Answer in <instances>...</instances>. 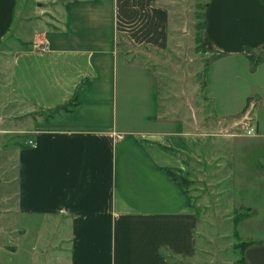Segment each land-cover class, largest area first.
Returning a JSON list of instances; mask_svg holds the SVG:
<instances>
[{
  "label": "crops",
  "instance_id": "1",
  "mask_svg": "<svg viewBox=\"0 0 264 264\" xmlns=\"http://www.w3.org/2000/svg\"><path fill=\"white\" fill-rule=\"evenodd\" d=\"M18 1L0 0V43L19 33L18 50L2 65L20 113L37 114L34 136L17 157L20 230L11 240L18 251L51 254L52 264L199 260L203 122L190 104H179L173 117L164 98L168 78L152 68L166 63L171 48L168 0H39L50 26L27 39ZM203 19L201 47L217 56L203 88L209 126L226 129L228 120L250 119L255 134L243 137L252 138L248 146L264 160V62L252 70L247 57L264 47V1L208 0ZM226 136L208 141L227 148L225 158L235 146ZM246 151L239 155L241 171L230 168L228 175L251 177L231 190L235 205L253 210L235 223L237 235L251 241L241 230L264 223V203L249 199L264 195V169L252 179L244 165L253 155ZM32 217L40 221L33 232ZM261 237L243 250L246 264H264Z\"/></svg>",
  "mask_w": 264,
  "mask_h": 264
},
{
  "label": "rangeland",
  "instance_id": "2",
  "mask_svg": "<svg viewBox=\"0 0 264 264\" xmlns=\"http://www.w3.org/2000/svg\"><path fill=\"white\" fill-rule=\"evenodd\" d=\"M208 0H168L172 15L171 48L165 54L164 65H153V71L162 72L166 75V90H169L164 97L172 107L171 114L177 118L179 107L188 108V104L198 108L197 113L201 115L203 122V135L201 139L202 156L199 161L201 200L203 204V235L202 255L193 264H242V252L246 243L261 239L264 236V223H249L243 227L241 233L251 238V241L240 238L235 231V222L242 216L252 214L253 210L235 205L232 201L231 190L239 185V181L250 182L251 177H237L228 175L230 171L236 173L239 167V155L242 152H249L253 155L258 151L257 147L248 146L246 140L252 138L243 137L244 128L237 120H228L223 125L226 129H213L209 126L211 103L203 94L205 72L209 63L215 55L207 54L200 43V26L204 22V10ZM39 0H19L18 12L21 21L26 27H21L22 35L27 39L34 33H42L50 26V14L45 7L37 6ZM44 9V10H43ZM53 24V23H51ZM47 26V27H46ZM17 29L8 42L0 43V264H52L51 254L43 257L39 250L33 248L18 251V246L13 243L11 237L17 238L18 215L15 211L17 195V157L18 152L29 144L34 136L35 129L31 127L36 120V113H20L22 105L11 94L9 79L6 69H3V62L18 50ZM257 56L264 55V47L256 52ZM165 90V91H166ZM165 95V94H164ZM169 96V97H168ZM180 104V106H179ZM192 120L191 117H187ZM245 118L244 120H246ZM243 120V121H244ZM170 131H176V121H171ZM160 129V127H157ZM193 131L192 127H190ZM189 128V130H190ZM156 129V128H155ZM157 129V130H158ZM232 138L235 146L233 156L223 157L224 149L219 143L210 145L209 139L222 141L226 135ZM250 174H262L264 160H259L255 155L246 159ZM242 162V161H241ZM243 163V162H242ZM244 164V163H243ZM257 165V166H256ZM256 166V167H255ZM251 167V168H250ZM232 168V169H230ZM196 172H198L196 170ZM190 175H197L190 173ZM252 175V174H251ZM241 178V179H240ZM260 182L264 180L259 178ZM187 182V181H186ZM263 182V181H262ZM249 199L264 203L263 194H249ZM211 205L209 208L208 205ZM36 221V222H35ZM29 228L40 227V221L31 218ZM5 230V232H4ZM260 232V233H259ZM253 239V240H252ZM250 240V239H249ZM14 242H17L16 240ZM32 244V242H31ZM171 264H191L185 260L171 259Z\"/></svg>",
  "mask_w": 264,
  "mask_h": 264
},
{
  "label": "trees",
  "instance_id": "3",
  "mask_svg": "<svg viewBox=\"0 0 264 264\" xmlns=\"http://www.w3.org/2000/svg\"><path fill=\"white\" fill-rule=\"evenodd\" d=\"M264 1V0H263ZM207 5V4H206ZM204 28V22H203V25L202 26H200V30L202 31V29ZM200 39V38H199ZM217 57V56H216ZM215 57V58H216ZM248 59L251 61V69L252 70H254L255 69V67L258 65V64H260V63H262V62H264V55L263 56H261V55H254V54H248ZM249 101H250V99L248 98L247 99V101H246V105H245V107H244V109H243V112L248 108V105H249ZM248 215H250V214H248ZM248 215H246V216H242L241 218H239L235 223H237L238 221H240L242 218H244V217H248ZM253 244H256V242H253V241H251V242H248V243H246V245L243 247V250L247 247V246H250V245H253ZM242 264H246V262L244 261V259H243V256H242Z\"/></svg>",
  "mask_w": 264,
  "mask_h": 264
},
{
  "label": "built area",
  "instance_id": "4",
  "mask_svg": "<svg viewBox=\"0 0 264 264\" xmlns=\"http://www.w3.org/2000/svg\"><path fill=\"white\" fill-rule=\"evenodd\" d=\"M242 126L244 128L245 136H253L255 134V126L252 124L250 119L247 118L246 120H244Z\"/></svg>",
  "mask_w": 264,
  "mask_h": 264
}]
</instances>
